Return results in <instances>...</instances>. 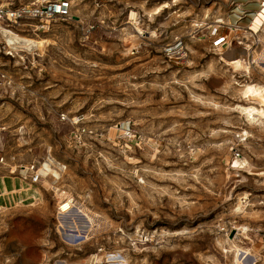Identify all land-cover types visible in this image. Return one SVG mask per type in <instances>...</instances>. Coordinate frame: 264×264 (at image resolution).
Wrapping results in <instances>:
<instances>
[{"label":"rangeland","instance_id":"374dc122","mask_svg":"<svg viewBox=\"0 0 264 264\" xmlns=\"http://www.w3.org/2000/svg\"><path fill=\"white\" fill-rule=\"evenodd\" d=\"M263 1L69 0L43 29L0 25V176L57 174L0 207V264H233L231 244L264 264V125L235 108L264 85Z\"/></svg>","mask_w":264,"mask_h":264},{"label":"bare ground","instance_id":"6f19581e","mask_svg":"<svg viewBox=\"0 0 264 264\" xmlns=\"http://www.w3.org/2000/svg\"><path fill=\"white\" fill-rule=\"evenodd\" d=\"M263 22H264V1H263L262 8L257 10L255 17L252 19L250 26H249V30L256 32L257 30L261 28V25ZM1 31L3 33L9 34V36L6 39L8 45H14L15 43H20L21 41L23 48H25L26 50H31V48L33 49L36 48L39 51H43V49H45L49 45L48 40L43 39L41 37L40 38H23V37L20 38L18 35L10 31H7L5 29H1ZM139 32H141V29H139ZM259 59H260L259 63L264 64V48L262 50V55L259 57ZM230 64L232 65L234 69H238V68L247 69L248 68L247 62L246 61L244 62V60H242L241 58L232 60ZM262 69H264V67H262ZM240 92L244 98L248 99V101H251L253 103L256 102L257 106L252 105V104H248V105L237 104L235 108L240 112V114L245 118V121L248 122L249 124L259 123V124L264 125V85L256 84V83H246L242 85ZM244 135H247V133L244 132ZM232 167L236 169H242L245 167L248 172L251 171L250 165L245 159L234 160ZM24 170H28V168L27 169L24 168L23 170H20V171L24 172ZM40 172L44 176L47 175L49 172H52L55 174L54 176H57L56 172H53L47 163L43 164L41 170H38L36 174L38 175ZM39 181L37 182V184L39 183ZM50 187L53 188L56 193L60 192L59 195L62 198V200L58 203L59 214L64 213L68 211L69 209H71L72 201L67 199V201L64 202L63 200V198L65 197L64 196L65 192L64 191L62 192L59 189L52 187L51 185ZM39 198H40L39 192L36 189H30V190L23 192L21 201L17 204H20V203L32 204L36 202ZM86 216L91 223L94 222L93 214H90V215L86 214ZM59 218L62 219L61 216ZM60 226L63 227L65 230V226L62 224L61 221H60ZM241 229L243 232L247 231V228L245 227H242ZM62 236L63 238L67 239L69 234L64 232ZM231 246L235 248L233 264H246L244 262V258H245V255L248 253L247 250L241 251L239 247L234 244H231ZM105 258L107 260L106 264H112L110 262L112 259L116 258V255L115 256L106 255ZM97 260L99 261L100 257H97ZM98 261L96 262V264H101V262H98ZM119 261L125 262L124 259L122 260L119 259Z\"/></svg>","mask_w":264,"mask_h":264},{"label":"built area","instance_id":"2783aa9c","mask_svg":"<svg viewBox=\"0 0 264 264\" xmlns=\"http://www.w3.org/2000/svg\"><path fill=\"white\" fill-rule=\"evenodd\" d=\"M70 13L69 0H0V25L24 26L26 21H37L43 29L49 21L66 19ZM39 169L30 166L22 179L36 185L41 178Z\"/></svg>","mask_w":264,"mask_h":264},{"label":"crops","instance_id":"0c3cea01","mask_svg":"<svg viewBox=\"0 0 264 264\" xmlns=\"http://www.w3.org/2000/svg\"><path fill=\"white\" fill-rule=\"evenodd\" d=\"M251 5L246 8L251 10ZM23 172L0 176V207H12L21 201L23 192L35 189L29 182L21 178ZM21 175V176H20ZM3 186V187H2ZM39 192V191H38Z\"/></svg>","mask_w":264,"mask_h":264}]
</instances>
